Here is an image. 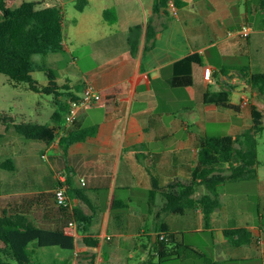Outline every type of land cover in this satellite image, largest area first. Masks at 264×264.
Returning a JSON list of instances; mask_svg holds the SVG:
<instances>
[{
	"label": "crops",
	"instance_id": "crops-1",
	"mask_svg": "<svg viewBox=\"0 0 264 264\" xmlns=\"http://www.w3.org/2000/svg\"><path fill=\"white\" fill-rule=\"evenodd\" d=\"M22 1L17 0V4ZM36 1L39 7L58 5L64 12L65 49L53 55V64L63 63L68 68L70 62L65 53L70 51V43L90 46L85 53L90 59L86 68L77 65L83 75L79 82H75L77 75L69 69L58 70L59 78H66L64 83L58 78L57 94L59 101L65 100V112L58 123L59 138L43 144L51 153L53 166L67 171L66 183L72 206H81L93 216L88 232L78 238L73 264L87 261L88 255L82 251L97 253V264H146L149 258L156 261L154 243L164 223L178 232L216 230L213 224L206 226L200 207L186 209L183 213L164 211L163 192L175 177L191 176L202 139L218 135L210 134V123L230 121L227 134L237 135L245 129L243 127L249 128L253 123L251 105L264 107V96L239 70L249 68L251 72H257L260 70L257 67L264 64V56L259 54V43H264L261 0H179L183 2L180 5L176 0H166V4L157 10L154 7L157 0H87L83 10L74 7L78 0ZM110 8H113L112 12ZM67 17L70 18L69 27ZM138 23L144 27L139 52L135 55L131 51L130 27ZM245 23L254 30L249 37L230 34L231 28L239 29ZM148 24L156 27L157 36L154 47L145 51ZM196 52L201 54L202 63L194 64L192 81L172 86L170 80L176 72L174 63ZM244 58L247 59L245 63ZM206 66L212 67L209 79L205 76ZM87 83L100 91L102 100L98 104L82 106L76 121L83 126L97 125L98 132L71 144L66 150L59 142L60 136L70 127L65 114L70 102L82 95ZM223 89L230 91V101L237 108L205 100L207 92ZM244 117L251 118L252 122L241 125L237 120ZM7 142L10 146L5 147L3 153L14 160L15 170L20 161L27 163L22 181L42 178L29 163L23 139L15 135ZM11 146L19 159L13 158ZM13 184L17 185L14 177H7L0 183L3 187L0 190L1 211H24L43 227L55 228L65 223L66 217L55 202L54 190L59 184L57 173L54 185L44 192L4 191ZM155 187L151 201H158L159 212L157 220L150 226L146 222V212L131 209L132 198L125 200L118 192L145 188L150 194ZM75 189L80 190L76 195ZM200 195L198 189L196 196ZM218 210L220 208L213 212L216 221ZM195 218L200 225L195 226ZM256 230L257 227L253 230L251 244L235 245L238 251L236 255L231 254L230 260L251 259L253 255L264 260V251L255 243ZM83 235L99 238L98 246H87ZM183 238L186 242L185 234ZM218 239L217 244L229 243L222 236ZM140 246L146 252L143 255L136 252ZM136 257L140 258L138 262L133 260ZM171 263L181 264L179 261Z\"/></svg>",
	"mask_w": 264,
	"mask_h": 264
},
{
	"label": "trees",
	"instance_id": "trees-1",
	"mask_svg": "<svg viewBox=\"0 0 264 264\" xmlns=\"http://www.w3.org/2000/svg\"><path fill=\"white\" fill-rule=\"evenodd\" d=\"M165 2L166 0H157L155 10L166 4ZM181 3L183 2L176 0L177 5ZM86 4L87 0H78L76 6L83 10ZM38 5L39 2L36 0H23L20 4H17V0H0V73H5L18 82H27L36 91L49 93L55 91L58 94L60 88L58 69L45 61L35 62L33 56L64 51V12L58 5L45 7ZM261 5L264 8V0H261ZM143 27L141 23L130 27L131 51L135 55L139 52ZM156 36V27L148 24L145 51L154 47ZM196 63H202V56L198 52L176 61L175 76L170 80V84L174 87L189 84ZM36 70H42L48 75L47 86L41 85L35 78L33 73ZM239 70L253 88L264 96V72H251L249 68ZM79 86L81 88L82 84ZM229 94L228 89L207 92L205 100L214 101L220 106L237 108L230 101ZM251 112L253 123L240 134L208 135L202 139L191 176L175 177L166 185L163 192L166 199L162 208L164 211L183 213L186 209L200 207L206 226H211L212 214L220 208L221 200L210 191H217V186L225 183L227 179H242L254 175L258 159L257 134L264 128V111L256 104H252ZM60 117L61 112L57 109L52 115V122H15L14 128L27 139L52 143L60 135L58 124ZM76 123L77 121L60 136L59 142L66 150L71 144L84 141L98 132L97 125L83 126ZM0 168L15 170L16 165L9 157L5 160L0 159ZM227 169H230L229 173L226 172ZM200 187L206 188V191L196 196ZM79 192V189H75V195ZM155 192L156 187L150 190L151 199ZM58 208L66 220L64 224L55 228L36 224L24 211L0 210V264H46L35 258L38 247L60 246L75 251L78 247V238L66 234L64 225L75 220L79 233L84 234L90 229L93 216L86 213L81 206ZM160 229L158 240L154 243L157 259L154 261L153 258H149L146 264L177 262L187 258L190 253L206 256L198 247L187 244L184 238H180L184 232L173 231L165 223ZM163 233L165 238H161ZM213 235L217 244L220 240L214 233ZM222 237L233 245H248L254 239V232L248 226L236 225L223 228ZM82 238L87 246L91 248L98 246L99 238L89 235H83ZM82 253L88 255L84 264H97V253L89 251ZM217 262L219 261H215V264ZM51 264H73V261L70 258H63L56 259Z\"/></svg>",
	"mask_w": 264,
	"mask_h": 264
},
{
	"label": "rangeland",
	"instance_id": "rangeland-1",
	"mask_svg": "<svg viewBox=\"0 0 264 264\" xmlns=\"http://www.w3.org/2000/svg\"><path fill=\"white\" fill-rule=\"evenodd\" d=\"M76 3L77 2H75L74 7H76ZM109 11L112 12L113 8H110ZM68 17L66 22L69 27L70 18ZM236 30L237 29L234 28L230 29L231 32ZM255 37H257V35ZM89 47L90 46L88 45L82 46L81 44L70 43V51L65 53V56L70 62L68 68L65 67L63 63L53 64L51 62L53 55H56L57 52H52L48 55L35 54L33 59L38 63L45 61L49 63L51 67L58 70H62L63 68L65 70L69 69V71L77 75L75 82H79L83 78V75L79 73L80 70L77 69V65H80L84 69L86 68L90 62L89 57L85 55ZM259 50L260 56H264V43H259ZM242 61L245 63L247 62V59L244 58ZM263 66L257 68L264 70ZM260 70L257 72H260ZM33 75L39 80L41 85L47 86L49 84V77L44 71L36 70ZM59 81L64 83L66 82V78L60 77ZM235 98L238 99V96ZM60 104H62V107H60ZM64 104L65 100L59 101L57 98V92L55 91L50 93L46 91L39 92L32 89L27 82H18L9 75L0 73V159L5 160L6 158H9L8 156L10 155L3 153L4 148L10 146L7 140H11L13 136L16 135L19 139L22 138L24 143H26L24 144V147L29 154V163L33 164L37 169L38 174L43 176L42 178L34 177L32 181L29 180L31 178L27 179L29 181H26V179L22 181L26 174L27 163H25V161H20L18 163V169L15 171L0 169V183L7 177H14L17 182V185L13 184L7 186L4 191L19 189L33 192H44L54 185V177L56 173L64 172L67 174L66 170H63L62 168L60 169V167L57 166L55 168L53 166L54 164H52L51 161V153L49 151L47 152L46 147L43 146L45 142L27 139L26 137L21 136L14 128L15 122H52V115L55 110L59 109L61 114H64ZM262 110L264 111V107ZM237 121L243 126H245V123L252 122L251 118L247 119L245 117L239 118ZM62 123H64V120H62ZM230 123V121L210 123L208 125L209 132L210 134L218 135L227 134L230 130ZM243 128L247 129L246 127ZM257 140L258 159L257 164L255 165L254 175L242 179H227L225 183L217 186V191H210L221 200L217 221L216 215L214 214L212 219L213 222L211 221V224H213L216 230L212 232L211 230L198 231L193 229L184 232L187 244L198 245V248L204 252L206 256L201 257L195 253H190L188 257L185 258L186 261H184V263H182L181 260H178L181 264H215V260L219 261L217 264H264L262 258L254 255L251 259L238 258L230 260L229 258L231 254H237L236 252L238 250L236 246L230 242L228 245H225V243L215 244L213 240V233L218 238L222 236L223 229L218 227V225L222 227L228 225L230 227L233 226L232 224H237L240 226H248L249 228L252 227L253 230L257 227L258 230L255 232V243L258 246H261V249L264 251V241L262 240L264 238V128L257 134ZM12 149L14 151V154H12L13 158L19 159V157H16L15 155V148L12 147L11 150ZM43 153H46L48 158H43ZM226 172L229 173L230 169H227ZM70 174L74 177V173L70 172ZM2 189L3 187L0 185V190ZM205 191L206 188H199L200 194ZM118 194L125 200L132 198L131 209L136 211L144 210L147 214L146 222L150 226L155 223L159 212V205L157 203L158 201H151L148 189L133 188L132 190L127 189L120 191ZM193 222L195 226L201 224L197 218L193 219ZM180 238H183V236ZM31 247L33 246L31 245ZM222 247L223 249H221ZM136 252L141 255L146 253L141 246ZM75 257L74 250L63 249L60 246L38 247L35 255L37 261H43L46 264H51L54 260L63 258H70L73 261ZM133 260L138 262L140 258L136 257ZM170 263L171 262H168V264Z\"/></svg>",
	"mask_w": 264,
	"mask_h": 264
},
{
	"label": "built area",
	"instance_id": "built-area-1",
	"mask_svg": "<svg viewBox=\"0 0 264 264\" xmlns=\"http://www.w3.org/2000/svg\"><path fill=\"white\" fill-rule=\"evenodd\" d=\"M253 31V28L250 24L245 23L242 25L241 28L237 29L234 32H230L231 35H236L240 37H249ZM212 74V67L206 66L205 67V76L206 78H210ZM102 100V95L100 91L91 83H87L84 87V90L82 92V95L73 99L66 111L65 114V120L67 123V126H72L79 115V112L82 108V106L86 104H98ZM43 158L47 157V154L42 155ZM59 184L54 190L55 195V202L58 206H65V207H71V199L68 194V185H67V177L64 172H58L57 173ZM82 183L85 184V179L82 178ZM64 231L68 235H72L76 238L80 237V233L78 230V224L75 220H71L67 225L64 227ZM161 238H165V234L163 233L161 235ZM167 238V237H166Z\"/></svg>",
	"mask_w": 264,
	"mask_h": 264
}]
</instances>
